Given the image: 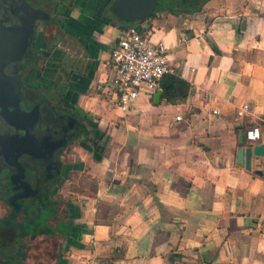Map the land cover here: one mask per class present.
I'll list each match as a JSON object with an SVG mask.
<instances>
[{"label":"crops","instance_id":"crops-1","mask_svg":"<svg viewBox=\"0 0 264 264\" xmlns=\"http://www.w3.org/2000/svg\"><path fill=\"white\" fill-rule=\"evenodd\" d=\"M105 1L75 0L58 44L41 30L28 79L57 88L99 139L70 144L52 190L68 235L56 264H264V156L251 169L237 161L241 146L264 143V0H208L133 24L191 88L179 104L142 93L129 110L110 87L125 23L105 16Z\"/></svg>","mask_w":264,"mask_h":264},{"label":"flooded vegetation","instance_id":"flooded-vegetation-1","mask_svg":"<svg viewBox=\"0 0 264 264\" xmlns=\"http://www.w3.org/2000/svg\"><path fill=\"white\" fill-rule=\"evenodd\" d=\"M27 1L32 7L43 9L50 14L49 19H40L38 21L36 36L32 41V50L38 52L36 44L45 37L43 34L44 31L49 32L48 35L52 36L57 44L60 43L63 34L66 32L61 21L64 15L66 16L69 10L68 8H70L75 0ZM115 1L116 0L105 1L106 4L104 5L103 11L106 13L105 16L108 17V19L113 20L116 17L120 18L116 14L114 8ZM106 7L107 10L105 11ZM2 19L3 16L0 13V32L3 26L1 23ZM41 30H43V32ZM4 50L5 39H2L0 36V54ZM37 57L40 56H35L36 59ZM34 66L24 63L19 69L23 90V100L21 104L23 109L31 110L39 103L38 107L41 112L40 118L36 121H28L23 117H13L12 120H9L6 116L7 112L2 113L0 107V217L7 212L11 214L14 210V206L11 204L10 199L15 202V204H17V200L20 202L15 214L18 222L21 221L22 216H28V206H35V208L30 209V212L33 211V213L38 212L39 209L46 205H48V207L51 206L54 202L59 203V211L63 212L66 209L65 204L53 199L51 194L54 186L58 185L64 178L67 149L71 143L78 140L77 136L80 135L82 131V116L77 111L72 110L64 104L61 93L58 92L57 88L54 90L43 88L41 90V96H28L24 79L26 73H32L33 70L30 71V69ZM5 69L8 71L10 67ZM45 100H48L50 105L54 107L56 113L50 111V106ZM8 109L12 112L13 106L9 105ZM68 116L78 119L81 127L77 130L74 137L70 138L62 145L61 150L57 154L56 161L58 162L59 171L55 174V161L52 156L59 142L69 134V132L65 130L69 123L67 120ZM23 125L27 126V128H21ZM27 131L29 136L27 140L24 141V136ZM24 146L31 150L43 147L44 154L42 156H40V154H32L30 150H28V152H23ZM4 229L3 226H0V234H6V230ZM48 229L49 227H46L44 231L42 230L39 232V235L46 236V234H49V232L47 233ZM17 230H11L10 233H13L16 243L18 244L12 246V248L8 250L11 254L6 249H2V253L9 256L15 254V257H26L28 243H30V241H34L33 243L37 242V237L33 235L34 231L30 234H26L22 229ZM1 256L2 254L0 253V257ZM1 264L19 263H13L9 259H5Z\"/></svg>","mask_w":264,"mask_h":264},{"label":"water","instance_id":"water-1","mask_svg":"<svg viewBox=\"0 0 264 264\" xmlns=\"http://www.w3.org/2000/svg\"><path fill=\"white\" fill-rule=\"evenodd\" d=\"M158 6V0H116L114 8L116 14L122 20L136 22L147 15H152ZM0 13L3 16L1 21L2 27L0 36L5 39V50L0 54V107L1 112H7L6 116L9 120L13 117H23L28 121H36L40 118V109L37 103L31 110L22 108L21 101L23 100L22 80L19 73L20 67L33 56L32 41L36 36L37 24L40 19H49L50 14L40 8H35L30 5L27 0H0ZM16 63V65H15ZM10 67V69H8ZM8 71H6V69ZM5 69V70H4ZM162 95V90L156 92V100L158 101ZM48 102V100H45ZM44 102V101H43ZM50 111L53 113L55 109L50 105ZM9 105L13 106V111H9ZM69 123L65 130L69 132L59 142L53 152L54 166L56 173L59 171L58 162L56 161L57 154L67 140L74 137L81 124L78 119L68 116ZM21 128H27L23 125ZM70 130V131H69ZM28 131L24 136V141L28 138ZM240 142H244V137L241 133ZM32 152V154H44L43 147L35 149H27L24 146L23 152ZM260 158L264 156V143H257L250 146H241L238 149L237 161L244 165L247 169L252 168L253 157ZM263 174L262 170L257 171ZM16 196V195H15ZM14 206L12 217L15 216L18 205L10 199Z\"/></svg>","mask_w":264,"mask_h":264},{"label":"trees","instance_id":"trees-1","mask_svg":"<svg viewBox=\"0 0 264 264\" xmlns=\"http://www.w3.org/2000/svg\"><path fill=\"white\" fill-rule=\"evenodd\" d=\"M207 1L208 0H159V5L155 12L172 11L176 9L183 10L185 12H197L203 8ZM155 12L153 14H156ZM144 18H146V16L142 19ZM142 19L136 22H123L125 23V28H129ZM37 53L38 52L36 50H33L34 57L32 56V58L25 63L34 66L38 59H36L35 56H39L40 54ZM35 69H37L36 66L32 67L30 71ZM39 70L42 71L43 69L39 68ZM30 75V73H26L24 79L26 82V92L28 96H41L42 87H34L28 84ZM160 87L162 89V99L165 102L179 104L187 99L191 84L181 76L168 72L163 76ZM81 119L82 131L77 137L84 138V141H87L96 148L99 146V139L96 136V126L93 125L86 117H81ZM77 176V173L70 175V178L73 181L71 185L72 189L76 188L74 182L77 180ZM86 178L90 179L88 176ZM89 184L92 186L95 185L90 180ZM58 204L59 203L54 202L51 206L48 207V205H46L45 207L39 209L38 212L34 213L33 211L30 212V209L35 208V206H28V216H22L20 221L21 223L17 221L16 216L12 217L13 212L11 214L4 212L5 214L0 217V226L5 228L4 230H6V234H0V253L2 254L0 257V264L5 259H9L11 262L19 264H43L45 262H52L56 264L59 259V255L61 254L62 242L64 241V238H66L64 235L65 231L67 235V221L65 222L62 218L66 211H64V213L59 211ZM46 227H49L47 230V233L49 232V234H46V236H40L41 234L39 235V232L42 230L44 231ZM15 229H22L26 232V234H30L34 231L33 235L37 237V242L33 243L34 241H30V243H28V252L26 257H15V254L9 256L2 253V249H6L8 251L12 248V246L18 244L16 243L13 233H10L11 230L13 231Z\"/></svg>","mask_w":264,"mask_h":264},{"label":"built area","instance_id":"built-area-1","mask_svg":"<svg viewBox=\"0 0 264 264\" xmlns=\"http://www.w3.org/2000/svg\"><path fill=\"white\" fill-rule=\"evenodd\" d=\"M111 61L110 87L116 95L115 103L123 110H129L140 94L150 95L159 90L163 76L170 70L165 45L155 42L149 31L135 26L126 28L116 40ZM244 108L247 109V105ZM176 119L181 120L182 116L177 115ZM249 136L257 138L258 129Z\"/></svg>","mask_w":264,"mask_h":264}]
</instances>
